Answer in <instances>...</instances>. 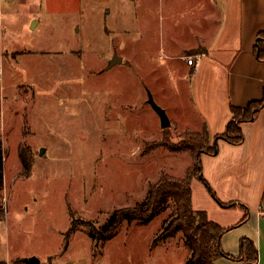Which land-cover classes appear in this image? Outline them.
I'll list each match as a JSON object with an SVG mask.
<instances>
[{"label": "rangeland", "instance_id": "rangeland-1", "mask_svg": "<svg viewBox=\"0 0 264 264\" xmlns=\"http://www.w3.org/2000/svg\"><path fill=\"white\" fill-rule=\"evenodd\" d=\"M96 1H0V264L32 257L39 264H187L190 257L181 232L155 241L175 214L172 200L148 223L124 221L108 240L92 239L85 224L100 228L115 209L141 204L162 174L181 178L192 164L189 152L166 146L181 141L196 115L192 80L171 57L180 35L167 10L190 5L188 20H178L187 25L199 19L191 6L204 0H162L163 7L136 0L128 32L117 30L120 17L97 15ZM111 23L117 29L105 28ZM115 54L122 62L108 67ZM243 79V88L254 86ZM150 95L166 111L167 128Z\"/></svg>", "mask_w": 264, "mask_h": 264}, {"label": "crops", "instance_id": "crops-1", "mask_svg": "<svg viewBox=\"0 0 264 264\" xmlns=\"http://www.w3.org/2000/svg\"><path fill=\"white\" fill-rule=\"evenodd\" d=\"M97 1L91 5L97 15L107 17V22L117 17L122 20V25L121 21L117 25L121 26L120 29L115 27V23L105 28L113 30L115 27L128 32L125 25L128 26L131 14L136 11V0H110L111 4L106 0L104 7L100 6L101 0ZM157 1L163 7L162 0ZM204 4H207L205 10L210 9V12H202ZM131 8L134 11L130 13ZM169 8L170 25L180 35V44L171 57L187 70L184 80H192L196 115L195 122L187 127L189 131L200 132L206 126L211 137L221 134L232 118L230 106L245 107L249 102L261 99L263 94L264 60L257 59L253 50L255 38L264 31V0H204L201 4L194 3L191 8L195 13L198 11L199 19L187 25H180L178 20H188L190 5L186 6L185 12L175 11L172 4ZM37 24L38 21H33L32 27ZM7 28L4 25L5 32ZM183 34H187L186 38ZM187 56L195 59L194 65L187 64ZM244 77L252 80L254 86L243 88ZM241 129L244 136L241 144L220 140L216 155H201L203 178L218 200L235 205L221 207L196 178L190 184L193 208L205 211L208 218L221 227L230 228L221 237V248L231 256H238L242 237L253 241L258 254L264 248V211L260 206L264 193V108L252 121L241 123ZM239 204L249 209L248 219L241 224L243 213L235 210ZM214 264L245 263L220 257ZM258 264H264L261 254Z\"/></svg>", "mask_w": 264, "mask_h": 264}, {"label": "trees", "instance_id": "trees-1", "mask_svg": "<svg viewBox=\"0 0 264 264\" xmlns=\"http://www.w3.org/2000/svg\"><path fill=\"white\" fill-rule=\"evenodd\" d=\"M254 55L259 60H264V31L258 34ZM264 108V88L261 99L249 102L245 107L230 106L232 118L226 124L221 134L210 136L206 126L200 132L187 131L182 135L181 141L176 145L166 146L175 152H189L192 156V164L186 169L184 177L178 178L169 174H162L154 183L149 185L147 194L141 204L133 207L115 209L100 228L91 223L85 227L89 236L95 240L110 239L116 229L124 222L131 223L139 220L145 223L152 221L158 211L169 201L175 204V214L166 223L155 241H163L182 233L191 253L187 264H214L215 259L227 257L232 260L243 261L245 264H258V251L251 239L242 237L239 240L238 256H231L221 248V237L230 228L221 227L210 220L205 211L195 210L192 205L191 180H200L211 193L214 200L223 208L233 207L234 203H222L216 197L210 185L201 174V155H216L218 142L224 140L230 144L238 145L244 140L241 123L255 119L257 113ZM3 154L0 140V189L2 187ZM244 215L239 224L249 216V209L244 204H239ZM71 230L73 222H71ZM68 245V236L65 237L63 249Z\"/></svg>", "mask_w": 264, "mask_h": 264}, {"label": "water", "instance_id": "water-1", "mask_svg": "<svg viewBox=\"0 0 264 264\" xmlns=\"http://www.w3.org/2000/svg\"><path fill=\"white\" fill-rule=\"evenodd\" d=\"M33 26V25H32ZM260 39V38H258ZM257 39V40H258ZM122 62V58L120 56H117L116 54L112 57V60L109 63L108 67H111L115 64H119ZM148 102L151 104V106L154 108V110L158 113L160 120H161V126L163 128H167L170 126V120L165 112L164 109H162L160 106H158L155 101L153 100V97L150 95ZM24 264H39V260L35 257L25 259Z\"/></svg>", "mask_w": 264, "mask_h": 264}, {"label": "built area", "instance_id": "built-area-1", "mask_svg": "<svg viewBox=\"0 0 264 264\" xmlns=\"http://www.w3.org/2000/svg\"><path fill=\"white\" fill-rule=\"evenodd\" d=\"M1 1V0H0ZM186 62H187V64H189V65H194L195 64V59L192 57V56H190V57H187L186 58Z\"/></svg>", "mask_w": 264, "mask_h": 264}]
</instances>
